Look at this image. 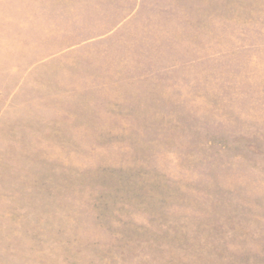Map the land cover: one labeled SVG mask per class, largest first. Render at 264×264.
I'll return each instance as SVG.
<instances>
[{
	"label": "rangeland",
	"instance_id": "obj_1",
	"mask_svg": "<svg viewBox=\"0 0 264 264\" xmlns=\"http://www.w3.org/2000/svg\"><path fill=\"white\" fill-rule=\"evenodd\" d=\"M0 59V264H264V0H0Z\"/></svg>",
	"mask_w": 264,
	"mask_h": 264
},
{
	"label": "crops",
	"instance_id": "obj_2",
	"mask_svg": "<svg viewBox=\"0 0 264 264\" xmlns=\"http://www.w3.org/2000/svg\"><path fill=\"white\" fill-rule=\"evenodd\" d=\"M30 60L31 59H0V115L5 111L4 105H1V103L5 104L6 98L10 101L17 93L18 84L14 81L22 80L25 77L24 75H28L30 72ZM7 64H13V66L9 67ZM19 67H21V72ZM8 83L12 85L9 89L6 88V84L8 85Z\"/></svg>",
	"mask_w": 264,
	"mask_h": 264
}]
</instances>
